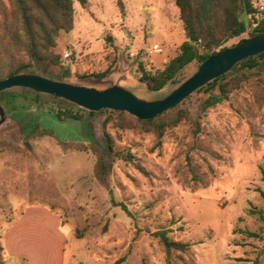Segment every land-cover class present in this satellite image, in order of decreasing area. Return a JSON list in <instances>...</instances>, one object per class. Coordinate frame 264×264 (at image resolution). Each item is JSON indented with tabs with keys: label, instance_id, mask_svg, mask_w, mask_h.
Wrapping results in <instances>:
<instances>
[{
	"label": "rangeland",
	"instance_id": "1",
	"mask_svg": "<svg viewBox=\"0 0 264 264\" xmlns=\"http://www.w3.org/2000/svg\"><path fill=\"white\" fill-rule=\"evenodd\" d=\"M253 3L264 12V0ZM74 15V29L58 38L60 63L35 73L100 90L119 84L152 100L198 67L193 61L160 90L141 79L142 68H162L186 39L173 0H87L85 6L74 0ZM155 45L161 51H153ZM113 60L106 75H95ZM231 79L238 86L206 111L209 93L192 94L182 106L189 118L161 139L128 118L115 116L105 125L110 110L91 114L26 89L1 94L7 120L0 127V246L21 209L44 203L61 215L66 264L121 258L120 264H168L165 246L153 235L159 230L191 243V253L171 252L172 264H264V224L249 212L264 208V65ZM65 110L82 118L56 116ZM44 128L54 134L39 135ZM0 264H6L1 248Z\"/></svg>",
	"mask_w": 264,
	"mask_h": 264
},
{
	"label": "trees",
	"instance_id": "2",
	"mask_svg": "<svg viewBox=\"0 0 264 264\" xmlns=\"http://www.w3.org/2000/svg\"><path fill=\"white\" fill-rule=\"evenodd\" d=\"M8 1L9 3L6 0H0V28L2 30L0 38V78L23 72L35 73L43 68V64L58 65L60 54L55 50L58 38L62 32L68 33L74 29V0ZM78 1L82 6L87 3V0ZM173 2L179 9L186 39L180 45L178 53L168 60L162 68H158L154 72L142 68L141 79L148 80L153 90H160L168 82L176 81L177 74L193 61H196L197 66H199L208 56L225 48L224 44L228 40L239 38V41H241L246 38L245 35L264 34V16H262L264 12H260L254 6L253 0H173ZM257 14H260L261 17L259 18ZM249 15L253 18L249 19ZM107 39L111 38L108 36ZM115 65L116 60H113L106 70L95 75H106ZM262 65H264V52L240 61L231 71L217 77L194 92L209 93L202 104L203 110L206 111L227 99L230 90L238 86L236 80H227L229 76L240 71H254ZM183 80L177 81V85ZM13 89H26L35 92L36 95L51 96L27 88ZM10 90L0 92V96ZM187 101L188 98L176 107L148 120H142L126 111L107 109L110 110V113L105 119V125L110 121H115V116L118 119L128 118V123L135 121L142 127L153 128L159 139H161L167 129L177 126L183 120L189 118V110L182 108ZM176 110L177 114L169 117ZM90 112L94 114V111ZM29 116V112L23 115L19 120L20 124L26 121ZM56 116L60 119L63 116L75 119L82 118V114L79 112L74 113L71 110L58 112ZM37 131L39 135L54 134V131L50 128ZM131 158L132 156L129 154V159ZM106 167L105 161L100 160L99 174L101 178H104L106 174ZM262 178L264 181V168ZM260 193L264 201V190H261ZM249 212L257 215L264 224V208L257 209L253 207L249 209ZM153 235L165 246L168 264H172L169 256L174 250L191 253V243L172 239L166 230L156 231ZM252 235L257 234L252 233ZM0 248L3 254L2 242ZM121 262L122 258L117 259L114 264H120ZM240 264H256V262H242Z\"/></svg>",
	"mask_w": 264,
	"mask_h": 264
},
{
	"label": "water",
	"instance_id": "3",
	"mask_svg": "<svg viewBox=\"0 0 264 264\" xmlns=\"http://www.w3.org/2000/svg\"><path fill=\"white\" fill-rule=\"evenodd\" d=\"M262 52L264 34L245 38L211 54L181 83L162 97L152 100L140 98L119 84L100 90L33 72L0 78V92L13 88H27L67 100L89 111L107 109L126 111L142 120H148L176 107L207 83L231 71L240 61ZM6 120V113L0 104V127Z\"/></svg>",
	"mask_w": 264,
	"mask_h": 264
},
{
	"label": "crops",
	"instance_id": "4",
	"mask_svg": "<svg viewBox=\"0 0 264 264\" xmlns=\"http://www.w3.org/2000/svg\"><path fill=\"white\" fill-rule=\"evenodd\" d=\"M61 215L44 203L21 209L5 227L6 264H66L67 239Z\"/></svg>",
	"mask_w": 264,
	"mask_h": 264
},
{
	"label": "built area",
	"instance_id": "5",
	"mask_svg": "<svg viewBox=\"0 0 264 264\" xmlns=\"http://www.w3.org/2000/svg\"><path fill=\"white\" fill-rule=\"evenodd\" d=\"M263 9H264V6H263ZM153 51H161V48L160 47H158V45H155L154 46V48H153ZM70 52H65V58H68V57H70Z\"/></svg>",
	"mask_w": 264,
	"mask_h": 264
}]
</instances>
